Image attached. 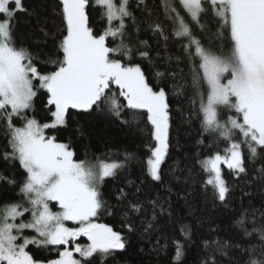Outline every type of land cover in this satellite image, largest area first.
<instances>
[{
  "label": "snow or ice",
  "instance_id": "snow-or-ice-1",
  "mask_svg": "<svg viewBox=\"0 0 264 264\" xmlns=\"http://www.w3.org/2000/svg\"><path fill=\"white\" fill-rule=\"evenodd\" d=\"M130 4L131 0H58L62 27L56 55L41 61L39 54L18 46L16 14L27 11L23 0H0V120L6 124L11 149L3 152L2 158L12 164L18 161L24 170L20 194L29 205L13 202L0 206V264H105L109 256L126 248L128 236L136 234L137 218L145 216L140 223L142 232L147 233L155 227L156 208L163 212L158 196L147 201L152 210L147 218L145 205L137 197L139 187L135 193L118 188L112 194L116 203L109 204L101 185L106 177H115L124 164L78 161L69 144L46 135L47 129L67 125L70 110L89 112L101 110L103 105L118 119L125 109L130 110L133 120L140 116L151 126L154 143L146 145L149 154L146 162H141L151 181L163 184L161 165L170 146L169 78L173 94L185 91L184 83H176L178 76L183 78V70L178 73L170 65L174 59L179 67L181 58L168 57L169 67L159 70L160 53L154 58L147 41H138L135 48L125 43L127 20L140 31ZM90 6L102 9L101 18L106 20L103 31L91 26ZM141 6L150 16L146 0H136V7ZM162 6L165 19L171 21V37L191 62V103L195 105L199 99L197 114L202 116V128L228 142L224 155L215 153L200 162L202 170L209 173L206 183L223 202L230 188L222 177L221 164L241 177L248 174L246 161L253 165L260 161L255 179L264 182V0H163ZM209 13L216 20L220 40L215 49L205 47L192 28L195 24L203 31L201 20ZM149 27L167 48L170 36L163 22L153 21ZM225 33L230 41L226 53L222 47ZM134 57L139 62H133ZM37 62L51 70L41 71ZM39 90L47 94L51 115V121L43 124L26 115ZM121 97L126 103L120 102ZM222 113L226 116L223 121ZM14 117L23 125L16 126ZM237 133L238 140L234 139ZM130 155L126 154V159ZM0 184L14 187L17 181L14 175L10 178L0 172ZM50 202H55L59 211H52ZM102 211L108 215L118 212L127 234L97 222ZM25 213H30L27 221L20 219ZM260 216L258 227L255 215L251 231L244 227V236H258L259 243L243 249L242 264H264V211ZM245 220L246 211L237 223L243 227ZM25 230L36 235H24ZM181 232L186 239L190 237L186 226ZM81 237L88 243H79ZM173 243V259L179 264L184 245L178 240ZM29 245L51 246L56 258L38 259Z\"/></svg>",
  "mask_w": 264,
  "mask_h": 264
},
{
  "label": "trees",
  "instance_id": "trees-1",
  "mask_svg": "<svg viewBox=\"0 0 264 264\" xmlns=\"http://www.w3.org/2000/svg\"><path fill=\"white\" fill-rule=\"evenodd\" d=\"M162 2L163 0H146L151 11L149 16L143 6L137 8L136 0H131L130 7L140 31L137 33L132 21L127 20L125 43L135 48L138 41H147L154 58L157 52L160 53L157 58L159 70L169 67L168 57L181 58L179 67H176L174 59L170 65L178 73L183 70V78L178 76L176 83H184L185 91L184 94H173L172 81L169 78L170 146L169 155L161 165L163 184L151 181L145 174V164L141 162H146L149 154L146 145L154 143L150 136L151 126L146 124L143 117L138 116L133 120L130 110L125 109L119 119L104 109L103 105L101 110L94 108L89 112L70 110L67 125L47 129L46 134L55 136L58 142L69 144L75 153L74 159L78 161L93 163L105 160L124 164L115 177H106L101 185L100 190L109 204L116 203L112 194L118 188L135 193L139 187L141 191L137 197L144 203L146 216L150 219L152 210L147 201L159 196L164 210L161 212L159 207L156 208L154 229L147 233L142 232L143 225L140 221L145 216L137 218L136 234L128 236L129 243L126 248L109 256L105 264H177L173 259V241L176 240L184 245L183 257L179 264H213V259L215 264H242L245 258L243 249L259 243L258 236L247 237L243 233L244 227L251 231L253 215L256 218V226H259L260 212L264 211V182L255 179L256 169L260 168L261 162L257 161L253 165L246 161L248 174L241 177H235L227 167L221 166L222 177L230 188V193L223 202L214 194L212 186L206 183L209 173L202 170L200 162L215 153L224 152L228 142L217 133L202 128V116L197 114L199 99L197 98L195 105L191 103V62L170 35L171 21L165 19ZM23 4L27 11L16 14L18 46L22 45L33 54H39L41 61L56 55V44L62 27L57 8L58 0H23ZM175 6L183 15L179 4ZM88 11L91 26L98 32L103 31L106 20L101 18L102 9L90 6ZM153 21L163 22L166 26V34L170 36L167 48L164 40L158 34L154 35L149 27ZM201 23L204 25L203 31L195 24L192 25L194 34L205 47L215 49L220 44L215 18L209 13L203 16ZM45 33L48 35L45 36ZM115 43L119 41H115L113 46ZM222 47L225 53L230 48L227 33L222 38ZM133 62H139V58L134 57ZM37 66L41 71L51 70L39 62ZM34 84L38 82L34 81ZM204 88L206 89V85ZM120 102L126 103L122 97ZM46 105L47 94L44 90H39L34 98L33 108L27 110L26 115L40 123L50 122L51 115ZM223 117L225 115L222 113L221 119ZM124 120L128 123H123ZM13 123L16 126L23 125V121L15 117ZM8 139L6 124L0 120V172L10 178L14 175L17 181L14 187L0 184V206L22 199L20 184L25 177L18 161L12 164L2 158L3 152L11 151ZM126 154L131 155L126 159ZM129 181L133 183L129 184ZM245 211L246 220L242 227L237 221ZM97 221L127 234V229L121 226V216L118 212L108 215L102 211ZM184 226L190 231V237L187 239L181 232ZM80 241L86 239L81 237ZM236 245L240 247L237 248ZM29 250L38 259L56 258L57 255L51 246L44 249L29 245Z\"/></svg>",
  "mask_w": 264,
  "mask_h": 264
},
{
  "label": "rangeland",
  "instance_id": "rangeland-1",
  "mask_svg": "<svg viewBox=\"0 0 264 264\" xmlns=\"http://www.w3.org/2000/svg\"><path fill=\"white\" fill-rule=\"evenodd\" d=\"M119 2V1H118ZM224 119H226V116L225 117H223L221 120L223 121ZM47 123V122H46ZM41 124H43V123H41ZM19 127V126H18ZM216 133V132H215ZM218 134V133H217ZM47 135V134H46ZM219 135V134H218ZM234 139H240V136H239V134L237 133L236 134V136L234 137ZM221 155H224L225 154V152H222V153H220ZM214 155V154H213ZM212 155V156H213ZM99 161H104V162H114V161H105V160H98V161H95V162H93V163H91V162H88V163H90V164H96L97 162H99ZM222 165H224V164H221L220 165V167L222 166ZM225 167H226V165H224ZM209 179V178H208ZM16 203H22L23 204V206L24 207H29V205L27 204V202L23 199V197H22V199L21 200H19L18 202H16ZM52 204H53V206H52ZM50 207H51V209H52V211H59V207H58V205L55 203V202H50ZM31 217H30V213H25V215L23 216V217H21L20 219H23V220H25V221H27V220H29ZM17 222H19V220L17 221ZM98 222V221H97ZM69 226H71V227H75L76 225H73L71 222H66ZM100 223V222H99ZM24 235H27V236H33V235H36L35 234V232H33L32 230H25V233H24ZM85 239H86V241H78L79 243H81V244H86V243H88V241H87V238L86 237H84ZM77 258H79V257H77Z\"/></svg>",
  "mask_w": 264,
  "mask_h": 264
}]
</instances>
